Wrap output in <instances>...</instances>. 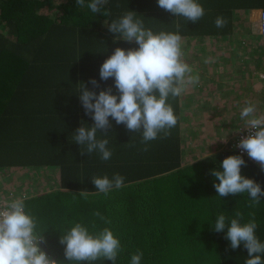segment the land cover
I'll return each instance as SVG.
<instances>
[{
  "label": "trees",
  "instance_id": "obj_1",
  "mask_svg": "<svg viewBox=\"0 0 264 264\" xmlns=\"http://www.w3.org/2000/svg\"><path fill=\"white\" fill-rule=\"evenodd\" d=\"M254 1L198 0L205 15L193 24L160 8L157 0H108L102 9L110 13L107 16L92 13L87 7L91 0H85L84 7L76 0H0V170L2 176H11L3 179L9 189L12 181L14 187L33 189L32 181L24 178L28 175L33 180L40 175L53 178L46 190L33 193L26 188L24 203L26 213L35 219V231L44 237L43 247L60 264H89L67 261L59 243L75 223L92 234L105 227L113 232L122 245L115 264H130L137 250L143 253L140 264H245L248 257L243 245L232 250L224 238L227 229L221 233L212 229L221 213L235 218L241 212V223L248 222L253 213L255 234L264 243V198L249 207L246 193L220 197L213 187L218 181L211 170H222L220 162L225 157L239 155L235 150L224 148L182 165L178 122L170 137L150 141L144 152L140 135L111 117L107 139L113 155L108 161L96 152L81 155L80 146L72 141L81 121L89 127L93 124L79 100L80 83L97 94L111 86L117 94L113 78L100 80L99 68L116 47H138L123 40L113 43L114 34L104 20L111 22L130 10L154 33L175 32L179 24L182 38H219L233 32L234 18L240 19L236 12ZM218 16L226 18L225 27L215 26ZM261 50L264 40L242 54L241 63L264 70ZM90 79H96L100 87L93 88ZM169 102L178 117L177 98ZM101 138L105 137L97 133V139ZM243 158L246 166L241 167V175L264 189V173ZM34 169L39 173L31 174ZM115 173L125 177V186L107 196L98 193L91 177L111 179ZM81 191H88L86 198ZM261 259L264 262V254Z\"/></svg>",
  "mask_w": 264,
  "mask_h": 264
},
{
  "label": "clouds",
  "instance_id": "obj_2",
  "mask_svg": "<svg viewBox=\"0 0 264 264\" xmlns=\"http://www.w3.org/2000/svg\"><path fill=\"white\" fill-rule=\"evenodd\" d=\"M107 3L108 0H91L87 7L92 13L101 14ZM76 4L84 7L85 0H76ZM157 5L193 24L205 15L198 0H157ZM102 14L107 16L110 13L104 10ZM214 23L217 28H223L227 20L218 16ZM104 24L114 34L113 43L123 40L138 47H116L99 68L100 80L113 78L117 94H113L111 86L97 94L80 83L79 100L85 115L91 117L93 124L89 127L81 121V126L72 134V141L80 146L81 155L96 152L102 161H108L113 155L107 139L108 130L112 127L109 117L117 125L123 124L130 132L138 133L140 144L143 145L141 150L147 152L150 141L170 137L171 129L177 125L178 117L169 101L180 97L188 87L196 86L200 76L183 58L179 24L175 32L154 33L144 26L139 15L130 10L111 22L104 20ZM89 83L93 88L100 87L96 79H90ZM256 111L255 105L251 103L241 109L240 118L246 120L249 132L239 140L237 147L258 162L260 171L264 173V115L258 116ZM97 133L105 138L97 139ZM128 146L135 145L129 143ZM82 147L84 151H81ZM242 166H246V161L241 155L225 157L220 162L222 170H211V175L218 181L213 183V187L220 197L246 193L251 201L249 207H255L264 198V189L253 179L241 175ZM124 180L125 177L118 173L113 174L111 179L107 175L91 177L96 191L105 196L113 189L124 187ZM79 194L86 198L88 191ZM25 199H14L5 210L0 211V264H57L40 248L45 240L42 234L34 231L36 222L25 212ZM94 215L105 220L99 212ZM249 216L251 219L248 222L241 223V212H236L235 218L218 214L212 229L217 233L227 229L224 238L230 242L232 250L243 245L248 257L245 264H264L261 259L264 243L255 234L257 223L254 214L249 213ZM105 222L108 223L107 220ZM59 243L64 246L67 261L89 264L97 260H108L115 264L118 253L122 251L120 240L109 228L92 234L81 223H75L60 236ZM142 256L143 253L137 250L131 256L130 264H140Z\"/></svg>",
  "mask_w": 264,
  "mask_h": 264
},
{
  "label": "crops",
  "instance_id": "obj_3",
  "mask_svg": "<svg viewBox=\"0 0 264 264\" xmlns=\"http://www.w3.org/2000/svg\"><path fill=\"white\" fill-rule=\"evenodd\" d=\"M261 0H255L252 5L244 7V10H238L240 19L234 18L236 27L228 35H221L219 38L213 36L194 37L187 36L182 38V51L184 60L194 69L195 73L200 76V81L196 86H190L180 96L178 102V127L180 138V160L182 165L196 161L197 159L227 148V143L233 133L224 136L225 117L232 118L239 104L251 103L256 107V115L260 111L264 112V103L259 99L256 87L260 82L258 77V68H253L240 61L241 51L236 50V54L230 53L229 48L232 42L236 44L240 36H247L248 40H264L257 32H253L250 19L256 14ZM249 24V31H242L243 22ZM238 36V37H237ZM218 41L223 48H219L215 42ZM252 42L253 47L255 44ZM216 46V47H215ZM248 53V50H242ZM264 51V50H261ZM251 53V50H250ZM262 53V52H259ZM252 54V53H251ZM205 60H208L206 63ZM252 59L249 61L251 63ZM235 91L238 107L232 102L230 92ZM253 98V99H251ZM258 112V113H257ZM264 115V113L262 114ZM260 116V115H258ZM17 194L26 193L27 189L18 185L14 187ZM0 187L6 188L3 178H0ZM25 188V189H23Z\"/></svg>",
  "mask_w": 264,
  "mask_h": 264
},
{
  "label": "rangeland",
  "instance_id": "obj_4",
  "mask_svg": "<svg viewBox=\"0 0 264 264\" xmlns=\"http://www.w3.org/2000/svg\"><path fill=\"white\" fill-rule=\"evenodd\" d=\"M246 27H247V21H244L243 22V25L241 27L242 31L246 30ZM249 27L250 26L248 24V27H247V30L248 31H249ZM237 40H239V41L236 42V44L234 42H232L233 43L232 44L233 46L229 48L230 53H234V56L237 53L236 50L241 51V54H244L245 52L242 51V50H246L247 51L249 48L253 47V45H252L253 40H248L247 39V36L246 37L244 36L242 40L240 39V36H239L237 38ZM254 41L255 42H253V43L256 45L257 44V40H254ZM215 44H217L220 49L223 48L221 46L222 44H219L218 41H216ZM235 95H236V92L232 90L230 92V96H231L232 102H235L236 107H238L237 101H234V99L236 98V97H234ZM251 99H253V98H251ZM243 107L244 106H243V103H242V100H241V103L239 104V108H237V110L235 111L236 112L235 114L233 113L232 118L227 120V118L225 117L224 130L221 131L219 128H217V130L220 132V135L223 132V135L224 136H227V135L230 134V132L233 133L238 127H240V126L243 127L244 125L247 124L246 120H241V118H240V111H241V109ZM262 108L264 109V107H262ZM263 113H264L263 111H260L258 115H262ZM51 168H53V167H51ZM16 170H21V169H16ZM35 172H38L39 173V169L32 170L31 171V174H33ZM28 173H30V172H28ZM51 173H52V171L50 170V174ZM17 174H20V172H18ZM2 175H3L2 174V171L0 170V176H1L0 178L8 179V180L11 179V176L10 175H6V176H2ZM52 177H54V176H52ZM22 178H23V175L21 176V179L19 180L20 182H23L24 181V178H26L29 181H32V184L35 187L33 186V189H30L29 188L30 186H26V188H28L29 192H33V193L34 192L36 193L38 191L46 190V189L52 187V185H53V178H51V176H49V175H47V176L46 175H44V176H41L40 175V177L37 178L36 180L31 179V176L30 175H28L27 177H24L23 179ZM14 179L17 182V179L18 178L16 177ZM19 181L17 183H19ZM4 183H5V181H4ZM12 183H13V181H12ZM18 185H20V184H18ZM6 188H8L7 185H6ZM15 191L17 192V189H15Z\"/></svg>",
  "mask_w": 264,
  "mask_h": 264
},
{
  "label": "built area",
  "instance_id": "obj_5",
  "mask_svg": "<svg viewBox=\"0 0 264 264\" xmlns=\"http://www.w3.org/2000/svg\"><path fill=\"white\" fill-rule=\"evenodd\" d=\"M250 24H251L253 32L260 33L262 36H264V8H258V11L256 12V14L250 19ZM258 77L260 78V82H259L258 86L256 87V89H257L256 95L259 97V99L264 100V71H259ZM247 127L248 126L246 124L243 127L236 130L232 134L230 140L227 143V148L235 150L239 155H241V156L247 158L249 161L253 162L255 164V166H257L258 169L260 170L259 163L250 159L247 156L246 152H244L243 150H241L237 147L239 140H241L242 138H245L248 135L249 130L247 129ZM26 196L27 195L25 193L17 194L11 188L10 189L9 188H5V189L1 188V190H0V211L5 210L7 207V204L9 202H11L12 200L17 199V198H24ZM34 231H35V229H34ZM35 233L38 234L36 231H35ZM40 248L50 258L57 261V264H60L59 261L56 259V257L53 254L46 251V249L43 247V244L40 245Z\"/></svg>",
  "mask_w": 264,
  "mask_h": 264
}]
</instances>
